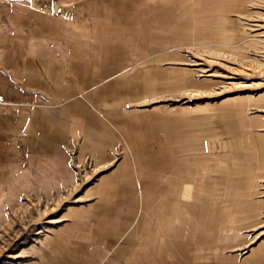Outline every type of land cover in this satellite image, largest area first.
Listing matches in <instances>:
<instances>
[{
  "label": "rangeland",
  "instance_id": "1",
  "mask_svg": "<svg viewBox=\"0 0 264 264\" xmlns=\"http://www.w3.org/2000/svg\"><path fill=\"white\" fill-rule=\"evenodd\" d=\"M0 4V264H264V0Z\"/></svg>",
  "mask_w": 264,
  "mask_h": 264
},
{
  "label": "crops",
  "instance_id": "2",
  "mask_svg": "<svg viewBox=\"0 0 264 264\" xmlns=\"http://www.w3.org/2000/svg\"><path fill=\"white\" fill-rule=\"evenodd\" d=\"M0 7L2 8V12H3L2 17H4V8H5V5L0 4ZM43 8H44V7H43ZM45 8L47 9L48 7L45 6ZM45 8H44V9H45ZM44 9H42V10H44ZM19 10L21 11V8H20ZM15 17H16L17 19L21 20V15H20V14H19V15H15ZM164 188H165V187H164Z\"/></svg>",
  "mask_w": 264,
  "mask_h": 264
}]
</instances>
